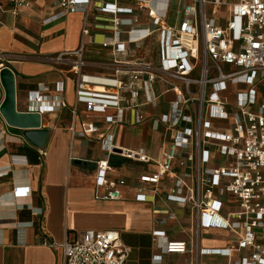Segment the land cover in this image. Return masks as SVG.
I'll return each instance as SVG.
<instances>
[{
  "label": "built area",
  "instance_id": "1",
  "mask_svg": "<svg viewBox=\"0 0 264 264\" xmlns=\"http://www.w3.org/2000/svg\"><path fill=\"white\" fill-rule=\"evenodd\" d=\"M1 1L11 3L12 14L31 4L30 0ZM90 1L56 3L59 15L80 11L86 18ZM121 1H128L130 6H121ZM222 8L224 18L217 16ZM97 9L111 17L112 37L100 44L109 58L86 59L82 39L76 50L60 51L52 58L72 76V113L76 114L82 104L87 112L102 115L106 123L99 127L82 122L78 134H95L102 149L110 154L150 162L142 149L113 145L109 129L127 123V112L132 113L134 124L148 120L144 109L156 106L159 97L154 92L155 82L168 83L174 97L165 113L151 118L153 128H161L166 143L156 171L139 176L135 199L147 200L143 184L154 185L150 195L156 194L161 184H170L167 199L190 206L197 228L242 229L236 246L248 252L230 264H264V243L258 241V237L264 238V0H112ZM141 13L146 14L152 27L141 23ZM81 33L82 37L87 33L85 23ZM145 41L156 44L157 63L147 61L130 47ZM2 64L0 61V68ZM88 65L111 70V74H88L84 71ZM54 91L56 94H51L50 87L38 83L28 93L26 111L42 117L66 107L61 96L62 80L55 83ZM108 109L115 113L107 114ZM39 153L45 154L41 150ZM176 161L180 166L194 161V185L177 177L173 169ZM24 163L22 156H13L10 165L0 168V178L11 172L12 164ZM111 169L108 160L96 161L95 186L104 188L102 195L97 194L102 199L121 198L118 186L124 185L125 179L109 181L107 172ZM216 188L238 204L227 218L220 215ZM37 210L42 213L41 208ZM153 235L154 244L167 253L187 251L184 241L168 240L161 231ZM48 244L54 250L61 249V264H126L130 251L114 229L87 228L72 240ZM222 252L229 254L230 249ZM159 257L156 255V260Z\"/></svg>",
  "mask_w": 264,
  "mask_h": 264
},
{
  "label": "crops",
  "instance_id": "2",
  "mask_svg": "<svg viewBox=\"0 0 264 264\" xmlns=\"http://www.w3.org/2000/svg\"><path fill=\"white\" fill-rule=\"evenodd\" d=\"M56 1L30 0V6L19 8L16 14L10 11L11 3L0 2V61L14 73L17 110H27L28 93L35 90L38 83L47 85L50 93L56 94L54 86L60 80L64 82L61 96L67 104L41 117L40 127L48 130L41 148L31 145L22 136V130L9 126L0 114V168L10 165L15 155L22 156L25 161L12 164L11 172L0 178V264H61V249L54 250L48 243L72 240L87 228L117 230L123 244L130 248L126 264H230L240 261L248 252L236 246L235 240L242 236V229L197 228L190 206L167 199L170 184H161L154 195L149 194L154 185L143 184L147 200L135 199L139 176L156 171L166 143L161 128H153L151 118L165 113L168 102L174 97L168 90V83L155 82L154 92L159 97L156 106L144 109L150 117L148 120L134 124L132 113L127 112V123L115 124L109 129L113 145L142 149L150 162H136L110 154L102 149L95 134H78L82 122L99 127L106 123L102 115L87 112L82 104L77 106L76 114L72 113V76L52 58L60 51L76 50L82 39L86 59L107 60L109 56L100 44L112 37L111 17L97 8L112 0H91L86 18L80 11L59 15ZM120 4L130 6L128 1ZM140 18L142 24L152 27L145 13H141ZM168 22L172 23L171 17ZM84 23L87 33L82 37ZM130 47L147 61L158 62V50L153 41ZM84 71L92 75L111 74V70L94 65L86 66ZM3 97L0 84V103ZM114 113L113 109L107 110V114ZM40 150L45 152L44 156H40ZM101 160H108L112 167L107 172L109 181L125 179V184L118 186L119 199L97 197L104 193L103 187L96 189L95 186L96 161ZM194 165V161H187L185 166H180L176 161L173 169L178 178L194 185ZM16 187L25 192L24 196ZM215 195L221 202L220 215L224 218L238 209L237 202L221 188L215 189ZM39 208L41 214L37 213ZM155 231L163 232L168 240L184 241L187 251L165 252L154 244ZM258 241L264 243V238L258 237ZM223 249H230L229 254L223 253ZM156 255L160 256L158 260Z\"/></svg>",
  "mask_w": 264,
  "mask_h": 264
},
{
  "label": "water",
  "instance_id": "3",
  "mask_svg": "<svg viewBox=\"0 0 264 264\" xmlns=\"http://www.w3.org/2000/svg\"><path fill=\"white\" fill-rule=\"evenodd\" d=\"M0 84L4 91L0 103V114L11 127L22 130V136L33 146L41 148L48 130L41 128V117L37 112L19 111L16 108L14 73L6 65L0 68Z\"/></svg>",
  "mask_w": 264,
  "mask_h": 264
},
{
  "label": "rangeland",
  "instance_id": "4",
  "mask_svg": "<svg viewBox=\"0 0 264 264\" xmlns=\"http://www.w3.org/2000/svg\"><path fill=\"white\" fill-rule=\"evenodd\" d=\"M207 8H208V10H209V9H210V6H208ZM208 13H210V11H208ZM225 14H226L225 9L222 8L221 10H219L217 16H218V17H221V18H224V17H225ZM245 91H246V90H245ZM219 122H220V121H218V120H213V123H219Z\"/></svg>",
  "mask_w": 264,
  "mask_h": 264
}]
</instances>
